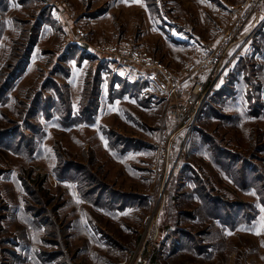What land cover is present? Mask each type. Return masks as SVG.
<instances>
[{
	"label": "rangeland",
	"instance_id": "rangeland-1",
	"mask_svg": "<svg viewBox=\"0 0 264 264\" xmlns=\"http://www.w3.org/2000/svg\"><path fill=\"white\" fill-rule=\"evenodd\" d=\"M243 1L0 0V264H123L144 218L158 212L155 230L179 192L190 207L188 194L224 200L204 208L249 226L264 217V6L205 78L161 204L157 148L173 105L95 51L132 43L189 87L200 49Z\"/></svg>",
	"mask_w": 264,
	"mask_h": 264
},
{
	"label": "built area",
	"instance_id": "built-area-1",
	"mask_svg": "<svg viewBox=\"0 0 264 264\" xmlns=\"http://www.w3.org/2000/svg\"><path fill=\"white\" fill-rule=\"evenodd\" d=\"M263 6L264 0H244L240 6L231 9L228 21L221 27V32L216 42L214 44H205L200 49L198 61L192 71L197 79L194 77V81L189 87L179 75L160 64L145 51L134 49L132 43L127 42L123 45L117 43L103 44L95 49L97 53L113 56L121 64L130 67L124 71V74L130 77H134L135 74L141 77L146 75L149 88L157 95L169 99L173 105L171 114L175 121V126L173 129L169 127L163 129V134L157 148L158 164L154 175L157 198L154 205L163 203L162 201L166 196L165 188L173 172L171 166L175 167L179 163L180 157L184 154L194 119L197 117L198 111L203 104V95L207 81L206 79L200 80L198 76L205 72L214 71V69L218 70L225 64L227 52L231 45L239 39L246 24L257 16V12ZM262 21H264V17ZM132 68L137 70L133 71ZM195 72H198V74ZM186 107H188L187 113H182ZM189 110L194 112L192 117H189ZM177 138L179 139V143L173 152L172 149ZM171 154L173 155L172 157ZM157 213L153 217L148 215L144 218L143 227L149 224V230H145L143 245L137 247V250L140 252L132 254L128 252L123 264H138V262L143 264L144 258L142 255H145L151 247L157 245V234L155 230L150 231L152 221L157 219ZM147 241L151 247L149 244L146 245Z\"/></svg>",
	"mask_w": 264,
	"mask_h": 264
},
{
	"label": "crops",
	"instance_id": "crops-1",
	"mask_svg": "<svg viewBox=\"0 0 264 264\" xmlns=\"http://www.w3.org/2000/svg\"><path fill=\"white\" fill-rule=\"evenodd\" d=\"M207 75L209 72L198 78L203 80ZM182 187L186 192L189 185ZM181 194L187 197L184 192L177 193L173 198L175 205L171 197L166 200L155 229L157 245L145 253L143 264H264L263 216L257 215L249 226L243 214H230L223 209L217 215L204 208L213 203L225 205L224 200L195 198L187 193L190 207L179 204Z\"/></svg>",
	"mask_w": 264,
	"mask_h": 264
},
{
	"label": "trees",
	"instance_id": "trees-1",
	"mask_svg": "<svg viewBox=\"0 0 264 264\" xmlns=\"http://www.w3.org/2000/svg\"><path fill=\"white\" fill-rule=\"evenodd\" d=\"M17 72V70H16ZM1 89H8V86L4 85ZM5 90L2 91V93H4Z\"/></svg>",
	"mask_w": 264,
	"mask_h": 264
},
{
	"label": "snow or ice",
	"instance_id": "snow-or-ice-1",
	"mask_svg": "<svg viewBox=\"0 0 264 264\" xmlns=\"http://www.w3.org/2000/svg\"><path fill=\"white\" fill-rule=\"evenodd\" d=\"M258 234V233H257Z\"/></svg>",
	"mask_w": 264,
	"mask_h": 264
}]
</instances>
